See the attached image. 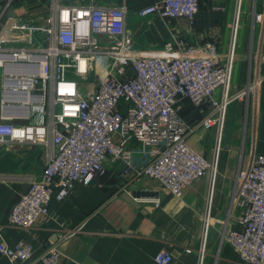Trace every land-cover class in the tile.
I'll return each instance as SVG.
<instances>
[{
	"label": "built area",
	"instance_id": "built-area-1",
	"mask_svg": "<svg viewBox=\"0 0 264 264\" xmlns=\"http://www.w3.org/2000/svg\"><path fill=\"white\" fill-rule=\"evenodd\" d=\"M13 2L8 0L0 10V145L48 150L41 172L19 193L6 223L30 228L39 216L49 214L54 188L58 200L66 198L76 185L103 174L107 158L122 163V174L156 178L175 197L206 174L209 186L196 260L202 264L227 105L254 92L253 84L260 80L251 77L240 91L230 92L241 0H236L223 57L212 41L194 46L179 38L160 49L135 47L124 2L108 6L52 0L41 26L10 14ZM198 8L199 0H155L136 14L185 18L192 24ZM35 32L43 38L37 44ZM258 55L253 54L255 61ZM74 76L93 78V88L81 93ZM185 102L204 109L197 122L183 116ZM197 125L214 129L211 158L186 143ZM133 151L142 155L141 165H134ZM233 194L232 203L241 210L238 226L224 228L222 239L239 252L243 264H264V154H255L237 175ZM78 230L80 226L57 230L56 240L38 255L28 243L8 245L0 238V253L12 264H58L59 242ZM154 260L171 264L172 255L160 249Z\"/></svg>",
	"mask_w": 264,
	"mask_h": 264
},
{
	"label": "crops",
	"instance_id": "crops-1",
	"mask_svg": "<svg viewBox=\"0 0 264 264\" xmlns=\"http://www.w3.org/2000/svg\"><path fill=\"white\" fill-rule=\"evenodd\" d=\"M7 1L0 0V10ZM91 1L108 6L127 4V31L137 48L160 49L167 41L179 38L194 46L212 41L220 57L228 48L236 6V0H199L195 20L189 24L185 18L136 14L155 0L71 3ZM51 3L46 0L44 4L48 10ZM241 4L230 92L240 91L251 77L259 76L260 80L253 84L254 92L227 105L202 264H243L239 252L222 239L221 231L238 226L241 210L232 203L237 175L250 165L255 154H264V0H241ZM253 54H259L256 61ZM181 110L191 123L204 113L189 102ZM235 118L237 124L232 122ZM231 123L236 126V136L226 127ZM213 141L214 129L198 125L186 136L193 151L206 158L212 156ZM47 150L39 145H0V238L8 245L22 241L38 255L56 240L57 230L80 226L59 242L58 264H156L154 255L160 249L171 253V264H196L209 186L206 174L175 197L156 178L132 171L122 174V163L107 158L103 174L95 175L87 185H76L66 198L58 200L54 188L49 214L39 216L30 228L7 224V212L29 180L41 172ZM132 159L135 166L143 162L136 151ZM0 264L12 263L0 253Z\"/></svg>",
	"mask_w": 264,
	"mask_h": 264
},
{
	"label": "rangeland",
	"instance_id": "rangeland-1",
	"mask_svg": "<svg viewBox=\"0 0 264 264\" xmlns=\"http://www.w3.org/2000/svg\"><path fill=\"white\" fill-rule=\"evenodd\" d=\"M14 2L11 4L9 8L10 14H19L24 16L29 23H31L33 26L36 25H45L47 22L48 17V9L47 6H45L46 0H13ZM37 39V40H36ZM42 36L35 32L34 34V42L37 44V42H40L42 40ZM105 65H109V60H104ZM101 68L96 69L95 72H100ZM77 81H79L80 86V92L85 94L86 92L90 91L94 86V79L88 77L87 79H82L80 76H74ZM81 78V79H80ZM2 70L0 68V95H1V86H2ZM236 115V112L234 113ZM238 115V114H237ZM235 124H237V118L232 120ZM235 124H227L228 131L233 129L234 136H236V130H235ZM225 128V132L227 130Z\"/></svg>",
	"mask_w": 264,
	"mask_h": 264
},
{
	"label": "water",
	"instance_id": "water-1",
	"mask_svg": "<svg viewBox=\"0 0 264 264\" xmlns=\"http://www.w3.org/2000/svg\"><path fill=\"white\" fill-rule=\"evenodd\" d=\"M135 193H137V194H138V192H135Z\"/></svg>",
	"mask_w": 264,
	"mask_h": 264
}]
</instances>
